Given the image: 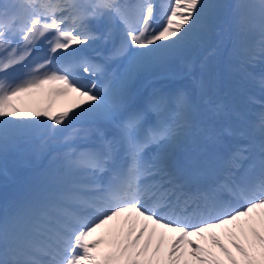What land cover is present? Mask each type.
<instances>
[{
  "label": "snow or ice",
  "instance_id": "1",
  "mask_svg": "<svg viewBox=\"0 0 264 264\" xmlns=\"http://www.w3.org/2000/svg\"><path fill=\"white\" fill-rule=\"evenodd\" d=\"M160 7L164 22L156 27L154 0H0V155L38 139L41 148L57 147L58 162L44 187L0 216V264H264V111L253 125L258 143L213 159H180L177 149L193 134L190 96L153 95L142 107L126 102L133 74L194 39L203 42L219 5L166 0ZM234 7L241 37L256 34L234 52L242 65L264 63V0ZM91 21H103L104 32ZM41 40L44 58L28 64ZM97 40L112 43L105 61H126L120 76L109 79L105 63L82 55ZM17 66L23 78L10 80ZM194 83L205 90L203 79ZM257 83L264 89V74ZM45 85H56L49 95L66 98V106L14 102ZM205 103L213 115L223 109L211 97ZM94 119L110 124L112 135L98 127L60 135ZM197 132L218 144L233 129Z\"/></svg>",
  "mask_w": 264,
  "mask_h": 264
},
{
  "label": "bare ground",
  "instance_id": "2",
  "mask_svg": "<svg viewBox=\"0 0 264 264\" xmlns=\"http://www.w3.org/2000/svg\"><path fill=\"white\" fill-rule=\"evenodd\" d=\"M223 58H225V59L222 61V65L218 68L217 72H214V69L212 70L213 78H215L217 80L219 79V81L221 83V87L219 90L221 92H227L230 95L232 101L238 102L240 100V97H241V94H240L241 89L236 88L237 90H233L232 86L237 87V85H239V83L243 84V80L240 77V75H241V71H240L241 69L240 68L247 66V64L242 65L239 58L237 59V58L232 57L231 55L226 54V53H224ZM235 65H237L238 67L236 68ZM206 83H207V81H206ZM46 86H49V85H46ZM194 91L196 93H198L199 95H205L206 97H211L212 100H213V97L216 98V100H219V98L222 99V97H223L222 95H221V97H218V95H215V92H216L215 90H213L211 92L204 90L202 92L200 88H197V89L193 88L192 92L194 93ZM196 98H197V96H196ZM41 100H43L42 89L41 90H34L31 93H25L20 98L17 99L19 106L27 107V108L30 107L31 103L39 104L41 102ZM65 101H66V98H63V97L52 96V99H51V103H53L56 107H59L62 104L64 105ZM219 104H222L223 109H226L227 111L230 112L229 116L231 114L237 115V113L229 107V103L224 104V101H223L222 103H219ZM203 112H204V115L201 118V123L204 125H208L209 119L213 114L208 111L206 104L203 107ZM242 113H244V112L242 111ZM38 173L44 174V171L41 170ZM216 232H217V235L220 236V238L222 240H224L225 244L229 246L233 255L237 256V252L235 251V249L231 248V245L228 243V240L224 236L222 230H216ZM167 235L168 236H166V238H165V240L167 241L166 242L167 244L164 243L165 248H167L168 244L170 243L171 236L174 234L169 233ZM190 239L195 240L197 238L196 237H190ZM213 250L216 251V253L220 256L221 259H226L223 256V254L219 253L218 249H213Z\"/></svg>",
  "mask_w": 264,
  "mask_h": 264
},
{
  "label": "rangeland",
  "instance_id": "3",
  "mask_svg": "<svg viewBox=\"0 0 264 264\" xmlns=\"http://www.w3.org/2000/svg\"><path fill=\"white\" fill-rule=\"evenodd\" d=\"M221 1H222V0H221ZM221 1H220L219 3H216V4L220 5V3H222ZM223 1H224V0H223ZM210 2H211V0H210ZM246 2H250V1L246 0ZM246 2H245V3H246ZM221 9H222V8H221ZM221 9L218 10V11H216L215 14L212 15V17H211V21H210V22H211V25L215 22L216 19L222 17V15H221V14H222V10H221ZM206 22H208V21H206ZM223 33L226 34V33H228V31H226V30L223 29L222 34H223ZM203 41H204V42L206 41V42H208V43H212V42H213V38L207 36ZM224 41H225V40H224ZM206 61L210 62L211 60H210V59H207V58H206V59L203 58V61H202L200 64H198V65L196 66V69H195V70H197L196 73H201V70H202V69H201V66H202V64H203L204 62H206ZM186 64H187V63H186ZM192 64H195V63H192ZM195 75H196V74H195ZM244 75H245V74H244ZM186 78H187V77H186ZM252 87L258 89V86H256V85H253V84H252ZM237 258L239 259V258H240V255H238Z\"/></svg>",
  "mask_w": 264,
  "mask_h": 264
}]
</instances>
